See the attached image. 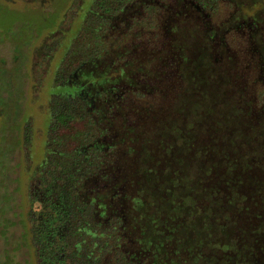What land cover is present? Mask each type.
Instances as JSON below:
<instances>
[{"label":"trees","instance_id":"16d2710c","mask_svg":"<svg viewBox=\"0 0 264 264\" xmlns=\"http://www.w3.org/2000/svg\"><path fill=\"white\" fill-rule=\"evenodd\" d=\"M76 2L68 40L44 46L56 68L28 170L36 264H264V105H241L228 69L243 27V67L264 72V0ZM231 4L243 20L218 22Z\"/></svg>","mask_w":264,"mask_h":264},{"label":"rangeland","instance_id":"374dc122","mask_svg":"<svg viewBox=\"0 0 264 264\" xmlns=\"http://www.w3.org/2000/svg\"><path fill=\"white\" fill-rule=\"evenodd\" d=\"M77 5L80 2L73 4L72 0H0V264H36L27 218L29 171L44 157L47 115L40 108L47 101L44 93L56 68V55L44 46L64 33V41L68 40L66 32L77 25L70 24ZM223 9L218 22L243 20L234 5ZM246 37L243 27H235L229 35L232 63L228 69L244 82L246 102L241 105L249 103L259 110L264 105V72L243 67L244 59L255 54L254 44ZM40 79L43 88L39 90ZM229 102L232 107L237 101L233 97ZM236 116L244 126L249 122L245 113L236 112ZM243 129L234 134L223 127L219 135L229 139L247 135L249 139L257 133ZM200 138L205 139L202 132Z\"/></svg>","mask_w":264,"mask_h":264}]
</instances>
